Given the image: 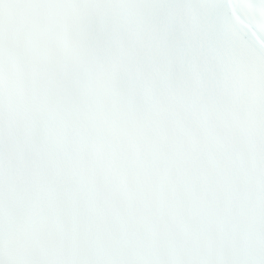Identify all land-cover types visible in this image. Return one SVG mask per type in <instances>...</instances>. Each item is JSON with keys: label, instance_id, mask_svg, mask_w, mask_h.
Wrapping results in <instances>:
<instances>
[{"label": "snow or ice", "instance_id": "6c2138e0", "mask_svg": "<svg viewBox=\"0 0 264 264\" xmlns=\"http://www.w3.org/2000/svg\"><path fill=\"white\" fill-rule=\"evenodd\" d=\"M0 264H264V0H0Z\"/></svg>", "mask_w": 264, "mask_h": 264}]
</instances>
